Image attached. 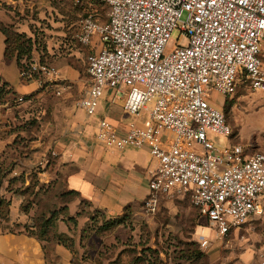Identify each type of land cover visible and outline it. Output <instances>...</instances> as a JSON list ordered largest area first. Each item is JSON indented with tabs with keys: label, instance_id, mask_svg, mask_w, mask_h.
I'll list each match as a JSON object with an SVG mask.
<instances>
[{
	"label": "built area",
	"instance_id": "built-area-1",
	"mask_svg": "<svg viewBox=\"0 0 264 264\" xmlns=\"http://www.w3.org/2000/svg\"><path fill=\"white\" fill-rule=\"evenodd\" d=\"M73 1L82 6L92 0ZM96 1L109 8V19L91 11L80 20L76 37L90 52L78 106L91 116L105 87L112 103L127 94L124 109L134 121L121 133L101 119L94 139L111 150L150 149L157 170L145 214H157L165 197L189 196L222 238L263 215L264 153L215 143L214 134L228 138L232 128L210 95L233 97L240 86L264 91V0ZM176 28L187 44L167 52ZM28 67L21 71L23 81L39 80L45 87L66 81L38 58ZM38 72L42 76L35 79ZM145 111L148 118L138 120ZM200 243L203 249L211 245L205 237Z\"/></svg>",
	"mask_w": 264,
	"mask_h": 264
},
{
	"label": "crops",
	"instance_id": "crops-1",
	"mask_svg": "<svg viewBox=\"0 0 264 264\" xmlns=\"http://www.w3.org/2000/svg\"><path fill=\"white\" fill-rule=\"evenodd\" d=\"M28 4L27 0H0V22L5 25L16 23V11L19 10L24 14L26 8L30 7ZM88 5L91 6L89 3ZM67 18L69 15L66 16ZM75 24V18L70 16L66 25L68 27L64 30L82 49L74 50L73 54L81 51L89 53L90 49L78 42L76 36L79 28L72 29ZM19 30L27 33L25 25H22V29ZM5 50L6 39L0 33V86L5 85V91L10 90L0 94V166L5 163L10 151H14L15 140L31 132L28 149L32 151V155L30 158L26 156L23 158L25 165L28 167L34 165V159L39 153L34 149L37 150L41 142L46 143L56 152L57 156L46 171L39 173V179L44 183H50L57 182L62 176L64 191L67 194L76 195L79 202L72 200L70 210L57 216L56 213L63 209L62 201L45 191L37 192V205L39 210L43 211L35 227L37 234L27 230L25 214H22L18 221L12 219L11 223L23 222L22 228L13 232L0 231V264H99L97 260L100 253L92 255L78 251L86 244V240L81 233H78L80 235L75 234L76 224L73 216L77 217L80 224L84 222L83 218L88 217L80 206L83 202L88 203L95 214L97 212L104 214L109 219L121 218L125 214L134 216L141 214L148 221L150 216L145 214L143 203L149 195V182L157 170V162L147 147H127L123 151L111 150L94 139L95 129L101 119L111 121L121 133L125 132L129 124L134 121L124 109V103L111 102L112 92H109L110 98L100 102L96 116L90 120L86 112L78 106V102L75 103L77 96L70 91L71 86L66 88L68 81L65 84L51 83L46 87L41 85L39 80L23 81L17 63L15 61L6 62ZM36 58L39 59V56ZM261 59L264 61V39ZM59 71L62 79L71 80L80 85L82 90L80 91L83 92L84 80L80 78L79 69L68 65L63 69L60 68ZM63 86H65L64 90L60 95L58 94L59 97L54 96ZM48 90L52 92L47 93ZM30 95L32 97L28 102L19 103L17 101L20 96ZM35 98L39 99L33 102ZM48 102L50 105L54 103L49 110L51 116L44 121L41 129L38 126V128L34 127L31 122L26 123L29 120H38L40 114V111L37 113L38 104H48ZM224 108L226 109L227 106ZM247 153L251 154L248 150ZM3 180L0 194L2 199L10 201L13 193H10V189L7 190V186L5 187L8 183L6 178ZM173 197H165L162 200L163 208L169 209L164 212L170 219L179 220V203L175 202ZM19 201L20 198L17 195L13 197L12 203L15 205ZM240 228L233 234L240 232ZM249 229V227L245 228L247 231H250ZM199 232L197 222L191 232L193 239L199 240ZM180 235L182 238L187 237L183 232ZM234 241L237 243L239 238ZM258 250L260 261L257 257L256 260L244 259L247 253L245 252L241 256L244 264H264V242ZM109 263L113 264L112 260Z\"/></svg>",
	"mask_w": 264,
	"mask_h": 264
},
{
	"label": "rangeland",
	"instance_id": "rangeland-1",
	"mask_svg": "<svg viewBox=\"0 0 264 264\" xmlns=\"http://www.w3.org/2000/svg\"><path fill=\"white\" fill-rule=\"evenodd\" d=\"M27 1H29L28 5L30 7L26 8L25 15L16 9V23L11 24L13 30L22 29V25L26 27L27 36L21 39V42L25 43L26 50L24 52L26 53H23L20 59L28 63L30 60L28 57H32V54L35 53V58L41 55L51 63V66L57 69H63L65 66L70 65L74 69L81 71L80 78H83L85 86V80L88 79V67L86 65L88 53L81 51L78 54H73L74 50L79 51L81 47L64 30L65 27H68L66 25L70 16L74 17L76 22L72 29L79 28L80 20L90 5L84 4L86 9L88 7L86 10L83 9L85 6L82 8V6L75 5L73 0ZM91 5L99 9V19L106 21L109 15V8L96 0H92ZM74 13L78 14L75 15ZM68 15L69 18L66 19ZM172 34L166 49L167 52L175 49L178 44H187V38L180 34L178 28ZM15 55L18 56L19 54L15 53ZM37 75L38 77L42 76L40 72ZM67 81L66 88L71 86L70 91L77 96L75 101L77 104L82 94L80 85L71 82V80H66L65 82L67 83ZM238 89L233 97H228L218 91L211 92L210 98L212 102L219 108L223 107L228 123L232 128V135L228 138L216 134L212 137L216 144L228 143L232 145L237 142L246 146L251 154L264 153V91L254 92L245 86H240ZM50 92L52 90L47 91V93ZM104 93L105 95L100 102L111 97L108 87H105ZM126 98L127 94L122 98H118L117 104L125 103ZM37 99L39 98H35L33 102L37 101ZM28 101L29 99L21 103ZM53 104V102L51 105L49 102L48 104H38L37 113L40 111L39 119L29 120L26 123L29 124L31 122L34 127L38 126L41 129L44 121L51 116L49 110H51ZM152 105L153 102H150L148 110H150ZM226 106L227 109L224 108ZM127 114L132 119H135L129 112ZM95 116L96 113L91 116L88 115V119L92 120ZM148 116V111H145L138 120H144ZM31 135L32 133L28 132L21 137L25 140L27 139L29 143ZM26 145L28 144L24 143V147ZM20 151V153L10 151V155L5 162L11 164L12 156L18 160L12 167L11 165H3L2 168V171H11L8 176L6 175L8 183H6L5 187L7 186V190L10 189V193L13 194L10 201H8L9 199H2L0 194V201L3 202L2 206H0V231L13 232L21 229L23 222H11L12 219L18 221L21 215L25 214L26 217L24 219L27 230L37 234L35 227L39 223L43 212L42 209L39 210L37 205V192L45 191L62 201L63 209L56 213L57 216L70 210L72 200L77 202L79 200L75 195L67 194L64 191V178L62 176L57 182L53 181L50 183H44L39 179V173L46 171L57 156L50 146L41 142L38 149H34L35 152L38 151L39 153H37L34 159L35 163L31 167L25 165L26 163L23 161L25 156L23 154L29 153L26 157H31L32 151L30 149H21ZM18 165L19 167H17ZM2 182L0 181V187ZM17 195H19L20 201L13 205V197H17ZM173 199L179 203V220L169 218L168 214L164 212V210L168 211L169 209L163 208L162 201L159 212L150 216L148 221L141 214L135 216L125 214L121 218L108 220L102 214L95 215L88 203H81L80 206L83 213L88 217L83 218L84 222L80 224L77 217L73 214V221L76 224L75 234L83 233V238L86 240V244L80 247L78 251L92 255L100 253L101 257L99 258H102V262L106 264H110L111 260H115L120 264H131L133 259H137L136 264H244L242 260L246 258H253L254 260L258 258L260 261L258 249L261 248L264 242V214L244 224L237 234L231 233L222 238L218 235L216 228L191 203L189 196L183 198L182 196H175ZM197 222L198 231H200L199 240L193 239L191 234ZM200 225L202 227H199ZM246 227H249L250 231L245 230ZM181 232L187 237L182 238ZM203 237L211 241L209 248L203 249L201 247L200 241ZM238 238L239 241L236 243L234 240ZM245 252L247 253L243 259L241 256Z\"/></svg>",
	"mask_w": 264,
	"mask_h": 264
},
{
	"label": "trees",
	"instance_id": "trees-1",
	"mask_svg": "<svg viewBox=\"0 0 264 264\" xmlns=\"http://www.w3.org/2000/svg\"><path fill=\"white\" fill-rule=\"evenodd\" d=\"M85 5H82V8L84 7ZM83 9H86V6L83 8ZM87 9H88V7H87ZM86 9V10H87ZM91 11H93V12H95L98 16H99V9L98 8H94L93 7V5H91L90 7H89V9L84 13V14H86V13H91ZM108 19H109V17L107 18V20L106 21H108ZM13 25V24H12ZM11 24H7V25H5L4 23H2V22H0V33H2L3 35H4V37H5V39H6V50H5V60H6V62H8V61H15L16 63H17V65H18V67H20V70L22 71L23 69H29V64L32 62V60L33 59H35V53H33L32 54V57L31 56H29L28 58L30 59L29 61H28V63H26V61H22L21 59H20V57H21V55H23V53H26V52H24L25 50H26V47H25V43H22L21 42V39H23V38H25L26 36H27V34L26 33H23V32H21L19 29H15V30H13V26H12ZM15 53H17V54H19L18 56L17 55H15ZM31 54V53H30ZM39 59H40V61L41 62H43V63H47V64H51V63H49L48 61H47V59L46 58H44V57H42L41 55L39 56ZM34 78L35 79H37L38 78V75L35 73L34 75ZM5 89H6V87H5V85H3L2 87L0 86V94L4 91L5 93H7V92H9V91H5ZM32 96L30 95V96H26V98L27 99H30ZM227 109V108H226ZM30 139H31V137H30ZM24 143L25 144H28V142H27V139L25 140L24 138H22L21 137V139H16L15 140V143H14V145H13V148H14V151H13V153L14 152H18V153H20L21 151V149H26V150H28V145H26L25 147H24ZM19 149V150H18ZM12 153V154H13ZM27 154H29V153H27ZM26 153L25 154H23L24 156H28ZM30 158V157H29ZM11 160H12V163L10 164H7L6 162L3 164L4 166H10L11 165V167L15 164V162L18 160L16 157H11ZM3 165L2 166H0V181L2 182L3 181V179L4 178H6V175L8 176L10 173H11V171L10 170H4V171H2V168H3ZM68 194H70V193H68ZM70 195H74V194H70ZM76 196V195H75ZM77 197V196H76ZM83 203V202H82ZM2 204H3V202L2 201H0V206H2ZM97 214H101V213H98L97 212ZM97 214H95V215H97ZM102 215H104V214H102ZM105 216V215H104ZM106 217V216H105ZM106 219H108V220H113L114 218H111V219H109V218H107L106 217ZM115 219H118V218H115ZM82 236H83V233H82ZM139 255H140V253H139ZM101 257V256H100ZM98 259H100V260H97L98 262H99V264H104L103 262H102V258H98ZM137 259H133L132 260V263L131 264H136L137 263V261H136ZM113 262V264H120V263H118V262H116L115 260L114 261H112ZM121 262V261H120Z\"/></svg>",
	"mask_w": 264,
	"mask_h": 264
}]
</instances>
